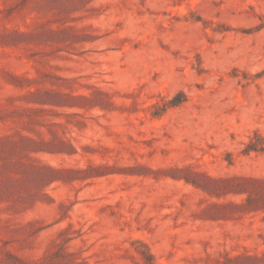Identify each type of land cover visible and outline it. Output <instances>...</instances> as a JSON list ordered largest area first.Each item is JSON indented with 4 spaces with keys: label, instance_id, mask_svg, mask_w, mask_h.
<instances>
[{
    "label": "rangeland",
    "instance_id": "1",
    "mask_svg": "<svg viewBox=\"0 0 264 264\" xmlns=\"http://www.w3.org/2000/svg\"><path fill=\"white\" fill-rule=\"evenodd\" d=\"M0 264H264V0H0Z\"/></svg>",
    "mask_w": 264,
    "mask_h": 264
}]
</instances>
